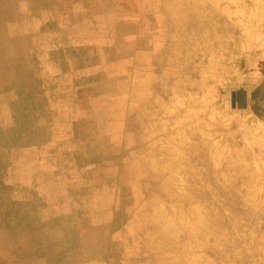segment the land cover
<instances>
[{
  "label": "rangeland",
  "instance_id": "obj_1",
  "mask_svg": "<svg viewBox=\"0 0 264 264\" xmlns=\"http://www.w3.org/2000/svg\"><path fill=\"white\" fill-rule=\"evenodd\" d=\"M0 174V264H264V0H0Z\"/></svg>",
  "mask_w": 264,
  "mask_h": 264
},
{
  "label": "bare ground",
  "instance_id": "obj_2",
  "mask_svg": "<svg viewBox=\"0 0 264 264\" xmlns=\"http://www.w3.org/2000/svg\"><path fill=\"white\" fill-rule=\"evenodd\" d=\"M30 3V2H29ZM29 3H28V5H29ZM36 3V2H35ZM34 3V4H35ZM31 4V3H30ZM32 6V5H31ZM35 6V5H34ZM40 11V10H39ZM19 12V11H18ZM167 12H168V16L171 18V20H173V22H175L176 23V27H175V29H173L172 30V37L174 38L175 36H177V35H180L181 33H182V30H181V20H182V15L185 13V12H188V13H190V14H192L190 11H188V10H186V9H167ZM15 14V13H14ZM18 14V13H17ZM39 14V13H38ZM16 15V14H15ZM26 17V16H25ZM16 19V18H15ZM18 21V20H17ZM201 22V20L199 19L198 20V22ZM6 23V22H5ZM128 24V23H127ZM19 26V25H18ZM136 27V26H135ZM6 28V27H5ZM153 28V27H152ZM14 36V35H13ZM20 39V38H19ZM21 41V40H20ZM174 41V40H173ZM184 41H186V40H184ZM188 41V40H187ZM4 43V42H3ZM17 43V42H16ZM2 44V43H1ZM6 44V43H5ZM23 45V44H22ZM6 46V45H5ZM26 46V45H25ZM72 46V45H71ZM39 49V48H38ZM37 49V50H38ZM24 50V49H23ZM57 50V49H56ZM94 52V51H93ZM10 53V52H9ZM25 54H27V53H25ZM33 55H34V53H33ZM30 57V56H29ZM32 58V57H31ZM55 58V57H54ZM97 58H98V56H97ZM30 59V58H29ZM219 59V58H218ZM217 59V61L215 60V59H213V61H211V63H209V67L211 68V70H210V74L211 75H213V76H215V74L216 73H221L222 72V70L225 72V69L221 66V68H220V64H221V60H218ZM26 61V60H25ZM30 61H31V59H30ZM93 61V60H92ZM35 62H37V61H35ZM56 62V61H55ZM96 62V61H95ZM94 62V63H95ZM30 63V62H29ZM93 63V64H94ZM37 64V63H36ZM66 65H67V63H66ZM27 66V65H26ZM35 67V66H34ZM209 67H208V69H209ZM64 68V67H63ZM79 68V67H78ZM8 69V68H7ZM29 69V68H28ZM65 69H66V67H65ZM67 70V69H66ZM66 70H64V71H66ZM33 73H35L34 71H33ZM32 73V74H33ZM10 74V73H9ZM13 74V73H12ZM73 74V73H72ZM33 75H35V74H33ZM61 75V74H60ZM60 75H58V76H60ZM63 75V74H62ZM99 75V74H98ZM37 76V75H36ZM38 76H39V74H38ZM90 76V75H89ZM3 77V76H2ZM34 77V76H33ZM50 77V76H49ZM62 77V76H61ZM83 77V76H82ZM102 77V76H101ZM100 77V78H101ZM55 78H59V77H55ZM99 78V79H100ZM2 79V78H1ZM6 79V78H5ZM8 79V78H7ZM52 79V78H51ZM62 79V78H61ZM74 79V78H73ZM54 81H57V79H55ZM6 83H8V82H6ZM42 83V82H41ZM72 83H73V81H72ZM52 84V83H51ZM54 85V84H53ZM52 85V86H53ZM83 85V84H82ZM46 86V85H45ZM55 86V85H54ZM53 86V87H54ZM85 88V87H84ZM10 90V89H9ZM12 90V89H11ZM14 90V89H13ZM44 90V89H43ZM80 89H78V91H79ZM81 91V90H80ZM79 91V92H80ZM7 93H9V92H7ZM81 93V92H80ZM57 95V94H56ZM60 95V94H59ZM59 95H57V96H59ZM77 96V95H76ZM82 96V95H81ZM16 97V96H15ZM14 97V98H15ZM50 100H52L51 98H50ZM53 101V100H52ZM73 102H74V99H73ZM47 112V111H46ZM49 112V111H48ZM46 114V113H45ZM47 116V115H46ZM44 117V116H43ZM48 117V116H47ZM49 118V117H48ZM78 119H81L80 117L78 118ZM12 120V119H11ZM38 120V119H37ZM82 120H84V119H82ZM81 120V121H82ZM79 121V120H78ZM87 121H90V119L89 120H87ZM11 122V121H10ZM46 122V121H45ZM44 122V123H45ZM84 122V121H83ZM93 122V121H92ZM91 123V122H90ZM89 124V123H88ZM94 123H92L91 125H93ZM74 125V124H73ZM94 126V125H93ZM74 128V127H73ZM79 128V127H78ZM51 129V128H50ZM45 131V130H44ZM48 133V132H47ZM86 134V133H85ZM83 135V134H82ZM86 136V135H85ZM84 137V136H83ZM86 137H88V135L86 136ZM46 138V137H45ZM131 142V141H130ZM41 145V144H40ZM38 146V145H37ZM14 152V151H13ZM75 154H77V153H75ZM6 156H8V155H6ZM16 156V155H15ZM17 159V158H16ZM12 166V165H11ZM50 166V165H49ZM108 167V166H107ZM5 168V167H4ZM14 168V167H13ZM104 168V167H103ZM103 168H101V170L103 169ZM116 168V167H115ZM115 168H114V170L113 171H115ZM120 168V167H119ZM105 169V168H104ZM11 170H13V169H11ZM120 170V169H119ZM105 171V170H104ZM103 171V172H104ZM35 172V171H34ZM42 172V171H41ZM44 173V172H43ZM54 174V173H53ZM1 175V174H0ZM103 176V175H102ZM104 176H106V175H104ZM44 177V176H43ZM99 177H101V176H99ZM30 178H35L34 176H32V177H30ZM98 179H101V178H98ZM164 179V178H163ZM1 180V179H0ZM42 180V179H41ZM98 181V180H97ZM163 181V180H162ZM40 183V182H39ZM97 183H99V181L97 182ZM165 183L167 184V183H170V181L168 182V181H166L165 179H164V181L162 182V185H161V187H162V189L164 188V185H165ZM25 186V185H24ZM32 186V185H31ZM35 186V185H34ZM16 187V186H15ZM22 187V186H21ZM17 189V188H16ZM84 189V188H83ZM20 190V189H19ZM24 191H26V190H24ZM88 192V191H87ZM76 193V192H75ZM90 193V192H89ZM6 194H7V192H6ZM87 194V193H86ZM29 195V194H28ZM80 195V194H79ZM192 195V194H191ZM189 196V198H187V200H188V204L191 206L192 205V203H193V197L192 196ZM79 198V197H78ZM31 199V198H30ZM185 198H181L180 199V202H179V204H177L176 206V208H177V211H178V214H176V213H173V215H178V217L179 218H181L182 220H184L185 219V214L183 213V204L185 203ZM77 201V200H76ZM169 203H172L171 201V199L169 198L168 200H167ZM70 203V202H69ZM45 206H46V203H45ZM28 207H30V206H28ZM23 208V207H22ZM25 208H27V207H25ZM4 209V208H3ZM29 208H27V210H28ZM126 209V208H125ZM127 210V209H126ZM4 211V210H3ZM43 211V210H42ZM53 211V210H52ZM52 211L50 212V213H52ZM27 212V211H26ZM61 212V211H60ZM6 213V211L4 212V214ZM15 213H17L16 211H15ZM35 213H38V212H35ZM41 213V212H40ZM62 213V212H61ZM8 214V213H7ZM53 214V213H52ZM63 214V213H62ZM40 215V214H39ZM42 215V214H41ZM3 216V215H2ZM30 216V215H29ZM172 216V215H171ZM5 217V216H4ZM36 217V216H35ZM198 218H199V216H197ZM17 218V217H16ZM197 218V219H198ZM18 219V218H17ZM26 219V218H25ZM48 219V218H47ZM135 219V218H134ZM168 223L165 225V228L163 229V227L162 226H159V229L160 230H163L164 232H169L170 231V227L171 226H169L168 224H169V222L170 223H172V222H174L175 220H176V218L174 217V216H172L171 218H169L168 217ZM30 221V220H29ZM10 224V223H9ZM175 224V222L174 223H172L171 225L173 226ZM16 225V224H15ZM32 225V224H31ZM27 227V226H26ZM169 233H171V236L170 237H173V236H175V230H173V232H169ZM189 233H191L192 234V232H189ZM188 233V236L190 235ZM28 234H29V232H28ZM193 234H196V233H193ZM192 234V235H193ZM32 236V235H31ZM191 237V236H190ZM33 239V238H32ZM86 242V241H85ZM138 243H139V241H138ZM81 245H83V244H81ZM80 246V245H79ZM81 247V246H80ZM83 247H84V245H83ZM67 262V261H66ZM71 263V262H70Z\"/></svg>",
  "mask_w": 264,
  "mask_h": 264
},
{
  "label": "water",
  "instance_id": "obj_3",
  "mask_svg": "<svg viewBox=\"0 0 264 264\" xmlns=\"http://www.w3.org/2000/svg\"><path fill=\"white\" fill-rule=\"evenodd\" d=\"M232 103L233 106L239 108H245L247 106V94L245 91H238L232 94Z\"/></svg>",
  "mask_w": 264,
  "mask_h": 264
},
{
  "label": "crops",
  "instance_id": "obj_4",
  "mask_svg": "<svg viewBox=\"0 0 264 264\" xmlns=\"http://www.w3.org/2000/svg\"><path fill=\"white\" fill-rule=\"evenodd\" d=\"M149 63L151 64V66H152V64H153V53L149 56ZM142 89V88H141ZM143 89H147V88H143ZM145 93V91L142 93L141 92V95H143Z\"/></svg>",
  "mask_w": 264,
  "mask_h": 264
},
{
  "label": "trees",
  "instance_id": "obj_5",
  "mask_svg": "<svg viewBox=\"0 0 264 264\" xmlns=\"http://www.w3.org/2000/svg\"><path fill=\"white\" fill-rule=\"evenodd\" d=\"M86 7L88 6L86 3H83Z\"/></svg>",
  "mask_w": 264,
  "mask_h": 264
}]
</instances>
